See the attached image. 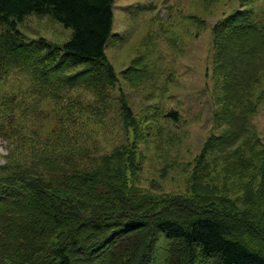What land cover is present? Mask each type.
I'll use <instances>...</instances> for the list:
<instances>
[{
	"label": "trees",
	"instance_id": "1",
	"mask_svg": "<svg viewBox=\"0 0 264 264\" xmlns=\"http://www.w3.org/2000/svg\"><path fill=\"white\" fill-rule=\"evenodd\" d=\"M112 2L0 0V76L12 69L31 71L34 84L43 91L33 93L37 96L34 101L50 95L58 116L66 120L89 117L68 91L74 84L86 82V88L96 90L97 101L105 107L106 83L116 81L104 53L111 32ZM246 11L227 16L213 26L221 50L218 55L225 62L221 66L224 72L238 65L237 54L243 55L245 45L237 41V36H244L252 26V19L243 14ZM32 14L58 21L70 29L69 38L61 44L42 36L27 38L17 25ZM76 66L80 68L67 72ZM224 76L232 79L234 75L227 72ZM35 102L26 106L35 109ZM21 104L15 96L7 97L0 91V134L12 149L23 144L18 159L0 164V231L4 233L0 264H148L160 236L171 240L162 264H264V248L247 237L250 232L252 238L259 239L251 231L250 222L264 229L263 147L254 187L249 191L256 213H246L234 200L215 199L208 194L196 201L194 189L190 200L176 196L158 199L140 194L136 186L141 158L136 152L138 129L124 101L121 109L126 118V139L110 151L95 155L91 143L90 150L79 149L74 135L62 133L48 146L25 144L28 140L15 118ZM26 109L21 114H26ZM167 116L178 118L175 111ZM235 135L228 132L222 139ZM210 144L209 140L205 142L194 169L202 164ZM260 238L262 243L264 237Z\"/></svg>",
	"mask_w": 264,
	"mask_h": 264
},
{
	"label": "rangeland",
	"instance_id": "2",
	"mask_svg": "<svg viewBox=\"0 0 264 264\" xmlns=\"http://www.w3.org/2000/svg\"><path fill=\"white\" fill-rule=\"evenodd\" d=\"M242 11L252 19V26L244 36H237L245 51L237 54L238 65L227 68L234 76L226 79L212 29ZM17 26L27 38L42 36L56 44L70 36V29L48 15H28ZM104 53L116 75L113 84L106 83L107 104L97 101V91L86 88V82L74 84L68 91L89 117L71 121L58 116L50 95L34 101L33 93L43 91L34 84L31 71L12 69L0 76L1 93L22 102L15 118L28 140L25 144L48 146L62 133L74 135L79 149L91 143L93 155L110 151L126 139L124 101L138 129L136 152L141 158L135 178L140 194L185 201L194 189L196 201L208 194L234 200L246 213H256L249 191L264 148V0H113ZM34 102L36 108L30 110L26 105ZM24 109L26 114H21ZM170 111L177 113L176 120L167 116ZM228 132L237 135L223 140ZM207 140L211 146L194 169ZM22 147L20 143L12 149L0 134V164L18 159ZM250 224L259 239L264 237V229ZM3 234L0 231V241ZM247 237L264 248V241L252 238L250 232ZM170 242L158 237L148 264H162Z\"/></svg>",
	"mask_w": 264,
	"mask_h": 264
}]
</instances>
